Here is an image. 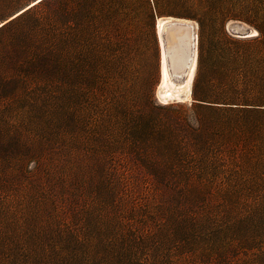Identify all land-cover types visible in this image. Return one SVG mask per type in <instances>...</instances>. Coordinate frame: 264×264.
I'll return each mask as SVG.
<instances>
[{
    "label": "rangeland",
    "instance_id": "rangeland-1",
    "mask_svg": "<svg viewBox=\"0 0 264 264\" xmlns=\"http://www.w3.org/2000/svg\"><path fill=\"white\" fill-rule=\"evenodd\" d=\"M31 1L0 0V23L31 6H27ZM61 2L75 3L49 0L11 27L44 16L35 30L47 36L51 64L44 82L29 84L12 101L0 100V110H10L13 115L21 99L30 96L40 99L52 127L60 115L70 120L71 125L59 124V128L53 129L50 148L55 153L46 150L24 159L18 170L10 168L17 174L16 179H8L11 173L0 170V264L47 262L44 257L31 261L38 258L24 247L28 235L42 231L47 220L44 213L36 218L34 207L38 196L27 193L28 184L39 167L52 166L55 170L61 167L67 159L65 150L74 147L70 143L76 146L75 155H85L82 161L90 171L96 165L94 155L99 150L103 152V143L124 147L106 153L119 183L115 199L131 196L138 205L141 203L142 215L149 213L147 203L154 199L264 201V117L225 112L210 116L192 108L191 102L158 100L160 65L155 20L166 14H155L151 0H108L102 12L95 5L92 14L83 16L77 25L72 21L64 24L57 13ZM226 6L234 9L237 16L223 22L207 19L201 24L191 19L196 25L197 55L202 52L210 62L217 55L234 59L224 65L233 77L228 87L246 97L243 103L260 104L258 108L264 111V0H228ZM230 20L255 29L256 35L235 37L225 28ZM183 31V27L174 25L167 33L178 39ZM166 42L169 52L171 42L169 39ZM82 75L93 77V84H84ZM181 78L182 75L177 77ZM141 117L150 122L143 132L145 139L137 141L133 135ZM101 121L105 136L97 142V123ZM131 156L138 160H132ZM139 161H149L161 169V183L153 187ZM91 180L87 174L78 198L81 225L87 210L96 211L105 219V212L99 209L101 198L88 183ZM193 188L202 192L192 194ZM114 212L121 216L119 209ZM54 214L58 215L62 228L64 219L59 212ZM10 234L20 240L16 246ZM41 248L36 253H42ZM172 249L170 245L165 250L173 255Z\"/></svg>",
    "mask_w": 264,
    "mask_h": 264
},
{
    "label": "trees",
    "instance_id": "trees-1",
    "mask_svg": "<svg viewBox=\"0 0 264 264\" xmlns=\"http://www.w3.org/2000/svg\"><path fill=\"white\" fill-rule=\"evenodd\" d=\"M47 1L34 3L0 25V100L12 101L29 84H40L47 78V67L51 64L47 36L35 30L44 16L11 28ZM72 1L75 3L70 5L61 2L62 10L57 11L58 19L64 24L72 21L77 25L83 16L92 14L95 5L102 12L108 0ZM151 3L157 15L194 19L198 24L207 19L223 22L237 16L234 9L226 6L228 0H151ZM233 61L217 55L210 62L199 51L191 107L210 116L225 112L263 118L264 111L258 108L260 104L243 103L246 97L228 87L233 77L224 65ZM82 78L84 84H93V77L82 75ZM19 103L13 115L10 110H0V161H3L0 170L2 173L8 170L12 175L8 179L12 180L17 174L11 169H17L24 159L29 160L46 150L55 153V149L50 148L53 129L59 128V124L71 125L70 120L60 115L52 127L51 118L46 117L45 107L38 98L23 97ZM149 122L147 117L139 120L133 135L137 141L145 139L143 132ZM103 125L102 121L97 123V142L105 136L101 132ZM70 145L74 147L64 149L67 159L61 167L57 170L52 166L39 167L28 184L27 193L38 196L34 207L36 218L42 213L47 218L42 226L45 230L32 231L24 241L25 249L32 250L38 258L31 261L44 257L45 264H264V201L154 199L147 203L149 213L142 215L141 203L138 205L131 196L115 199L119 183L106 153L113 148L124 150V147L103 143V152L99 150L101 146L97 148L99 151L93 157L96 165L90 167V171L82 161L85 155H75L76 146ZM139 162L152 179L153 187L161 183V169L149 161ZM87 174L92 178L88 183L101 198L99 209L105 212V219L96 211L87 210L82 214L84 224L81 225L78 198ZM2 178L7 180L5 175ZM201 192L198 188L191 191L192 194ZM109 209H119L121 216ZM54 211L64 219L62 228ZM9 237L15 246L20 241L11 234ZM170 245L173 255L165 250ZM39 248L42 253H36Z\"/></svg>",
    "mask_w": 264,
    "mask_h": 264
},
{
    "label": "bare ground",
    "instance_id": "bare-ground-1",
    "mask_svg": "<svg viewBox=\"0 0 264 264\" xmlns=\"http://www.w3.org/2000/svg\"><path fill=\"white\" fill-rule=\"evenodd\" d=\"M37 1L39 0H32L27 6L32 5ZM172 19V17H157L155 22L159 44L160 65V77L157 84L156 96L162 103L173 101H187L190 103L192 101L190 96L191 85L197 63L196 34L194 31L196 25L193 22V28H189L187 24H184L186 20L178 19L177 22H171L173 21ZM165 23L170 25L176 23L175 25H180L184 28V31L181 32V34L179 33L178 36H181L178 37V39H175L174 34L167 33V30L165 32ZM228 23L226 25H228ZM227 29L229 31V28ZM234 29L244 31L246 27L242 24H236ZM252 33H255L256 35L257 32L255 29L249 28L247 35L254 36ZM166 39H169L171 42L169 52H167ZM181 75V80L177 79V77H180ZM167 91L170 93L169 96L165 95Z\"/></svg>",
    "mask_w": 264,
    "mask_h": 264
},
{
    "label": "water",
    "instance_id": "water-1",
    "mask_svg": "<svg viewBox=\"0 0 264 264\" xmlns=\"http://www.w3.org/2000/svg\"><path fill=\"white\" fill-rule=\"evenodd\" d=\"M160 17H162V18H164V17H172L173 19V21H171V22H177V20L178 19H182V20H186L185 21V23L184 24H187V26H189V28H193V20H191V19H187V18H182V17H176V16H171V15H163V16H160ZM155 22H156V20H155ZM228 23V22H227ZM226 23V24H227ZM166 25H165V32H166V30H168L169 29V27H172V26H174L176 23H173V24H168V23H165ZM236 24H240V22L239 21H236V20H230L229 21V23H228V25H225V28H226V30L228 31V29L227 28H229V32L232 34V35H234L235 37H238V38H248V37H252V36H248L247 35V31L249 30V27H246V29H244V31H238V30H235L234 29V26L236 25ZM158 39V38H157ZM196 59H197V52H196ZM169 92L167 91L166 93H165V95L166 96H169ZM192 99V98H191Z\"/></svg>",
    "mask_w": 264,
    "mask_h": 264
},
{
    "label": "snow or ice",
    "instance_id": "snow-or-ice-1",
    "mask_svg": "<svg viewBox=\"0 0 264 264\" xmlns=\"http://www.w3.org/2000/svg\"><path fill=\"white\" fill-rule=\"evenodd\" d=\"M252 35H255V33H252Z\"/></svg>",
    "mask_w": 264,
    "mask_h": 264
}]
</instances>
